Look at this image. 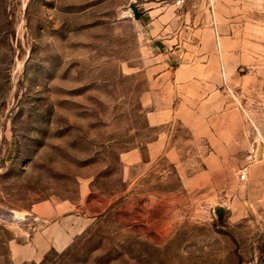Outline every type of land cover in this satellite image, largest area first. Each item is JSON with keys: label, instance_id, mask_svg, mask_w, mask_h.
<instances>
[{"label": "rangeland", "instance_id": "rangeland-1", "mask_svg": "<svg viewBox=\"0 0 264 264\" xmlns=\"http://www.w3.org/2000/svg\"><path fill=\"white\" fill-rule=\"evenodd\" d=\"M166 66L213 133L149 124ZM0 264H264V0H0Z\"/></svg>", "mask_w": 264, "mask_h": 264}, {"label": "crops", "instance_id": "crops-1", "mask_svg": "<svg viewBox=\"0 0 264 264\" xmlns=\"http://www.w3.org/2000/svg\"><path fill=\"white\" fill-rule=\"evenodd\" d=\"M182 71L181 68H178L174 72L173 70H169V66H166L165 72L156 80H153L154 83L161 81L169 72L174 78L171 79L169 83H167L166 80L162 81V88L164 87V83H166L165 90L161 89L157 91L155 88L157 86H152V88L155 89L149 91L147 103H149L148 105H150L151 108L147 113L148 122L150 125L156 126L178 119L189 127L194 134L200 136L209 135L214 131L213 126H211L212 119H214L211 117L212 114L207 111H205L204 114H198L194 110L195 108L190 102L191 92L187 95L188 99L184 98V102L177 100V95L179 94L178 85L182 84L183 81L185 83L188 81L186 78H181L184 74L181 73ZM200 106L201 108L208 109V100L204 101ZM212 109L214 111V108ZM133 156L136 160L139 154L134 153ZM71 241L72 235L69 229L62 220H59L52 223L50 226H46L41 233L33 235L29 243L13 244L11 246V255L15 261L19 262L27 259L40 260L50 249H63L68 246Z\"/></svg>", "mask_w": 264, "mask_h": 264}, {"label": "built area", "instance_id": "built-area-1", "mask_svg": "<svg viewBox=\"0 0 264 264\" xmlns=\"http://www.w3.org/2000/svg\"><path fill=\"white\" fill-rule=\"evenodd\" d=\"M256 151H257V147H252L251 149V153H250V158H253V156H256ZM240 179L242 181H246L248 179V173L246 172V170H241L240 171Z\"/></svg>", "mask_w": 264, "mask_h": 264}, {"label": "water", "instance_id": "water-1", "mask_svg": "<svg viewBox=\"0 0 264 264\" xmlns=\"http://www.w3.org/2000/svg\"><path fill=\"white\" fill-rule=\"evenodd\" d=\"M132 9H133V12H134V17H135L136 19H138L139 14H138L137 9H136L134 6H132ZM258 155H259V147H257L256 157H258ZM216 213L219 214V215H222V213H223V209H222L221 207L216 208Z\"/></svg>", "mask_w": 264, "mask_h": 264}]
</instances>
